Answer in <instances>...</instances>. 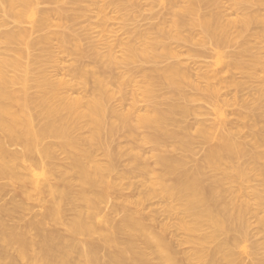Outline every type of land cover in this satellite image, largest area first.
<instances>
[{
	"label": "bare ground",
	"instance_id": "1",
	"mask_svg": "<svg viewBox=\"0 0 264 264\" xmlns=\"http://www.w3.org/2000/svg\"><path fill=\"white\" fill-rule=\"evenodd\" d=\"M40 1L55 0H0V9L3 8L15 20H20L25 11L33 13ZM120 1L114 0L112 3L116 7H123ZM230 2L236 14L239 10L245 12L240 19L226 20V15L219 11L201 15L200 0H174L168 8L169 14L166 13L170 17H162L163 21L151 25L148 30L128 31L130 35L126 29L124 33L129 35L126 39L107 44L108 53L101 55L96 51L95 57L98 62H103L104 69L109 70L112 69L111 66L124 69L138 58H149L151 63L178 58V53H175L177 51H173L170 46L172 41L188 42L192 30L198 28L202 39L211 40L217 49L244 37L243 34L248 32L251 39L245 37L247 41L243 43L252 45L241 48L233 55L236 58L245 55L253 58L251 50L257 43H264V0ZM77 11L78 14L85 12L83 8H78ZM59 16L64 18L63 14ZM47 22L48 19L44 16L37 21L35 27L42 29ZM237 24L241 25L240 29L232 31ZM25 32L17 30L6 33L2 41L9 45L18 42L26 37ZM67 39L66 35L57 36L63 50ZM49 42V38L45 36L35 45H40L47 53ZM157 45L161 46V53L153 54ZM116 47L122 52L121 58L114 55ZM48 53L46 56H49ZM80 67L77 72L81 74L79 78L82 77L84 85L88 77L94 80L90 97L84 103L80 97L70 98L67 92L76 84L70 85L68 80L51 81L41 72L38 77L30 79L28 67L23 68L21 64L19 51L15 52L13 58H0V264H179L173 248L165 242L163 235L160 236L158 231L143 224L139 209L135 211L138 216L126 213L117 223H113L112 213L100 215V209L103 204H107L110 195L119 196L120 186L118 187L113 172L117 171L115 164L120 161V156L127 154L113 151L106 140L120 131L131 132L142 128L152 130V134L140 140L152 145L151 156L157 169L147 165L138 167L140 156L135 154L129 158L131 169L120 175L121 179L130 173L132 176L142 177V187L149 188L165 201H174L182 207L183 217L189 218L191 222L186 226L187 229L201 231L204 226L207 227L208 231L197 239L181 240L184 244H197L200 248L213 244L205 264H240L235 258L234 248L248 236L246 231L251 227L250 218H255L257 229L261 230L258 233L264 237V90L253 93L250 99L241 102L235 117L243 123L236 122V118L229 123L225 120L216 122L219 126L212 125L213 123L206 125V120L198 119L204 116V111L192 110L188 104L203 98L211 102L214 100L215 103L222 101V94H226L222 93L225 89L222 84L226 80L222 82L220 91L221 81H218L221 78L214 72L195 74L196 79L205 81L204 86H201L200 82L193 79L194 74L182 67L181 61L160 68L155 66L152 71L156 75L145 79L147 86L143 90V94L153 98L152 104L144 114H136L140 110L133 108L136 110L133 115L131 110L119 113L107 108L106 102L112 97L107 81L98 75L97 69L96 73ZM202 67L200 70H205ZM74 73L76 74V70ZM229 83L235 86L236 79L232 78ZM149 86L157 89L150 90ZM32 87L37 89L34 95L29 93ZM161 89L165 92L157 94ZM192 90L204 92L206 96L199 97ZM123 100L126 99H122V102ZM176 115L184 121L186 117H194V126L193 122L191 126L195 128L192 130L195 135L207 142L214 140L203 154L202 161L191 169H182L189 160L166 154L165 139L178 138V143L171 146L172 151L189 150L194 139L190 124L188 128L184 127L187 120L180 126L186 128V132L181 135L170 133L168 127L179 126V121L182 120H178ZM37 118L39 122L35 123ZM86 127L89 128V133L82 135L81 131ZM244 128L251 139L249 143L242 142V138L238 137L240 130ZM47 139H53L55 143H46ZM15 147H20L21 150H16ZM58 149L64 154L63 162L58 161L56 156ZM98 149L103 154V162L96 159ZM33 158L36 161H29ZM29 162L36 163L39 174H34V165ZM20 170L27 172L23 174ZM31 174L35 180L31 178ZM151 176L150 181L146 180V177ZM54 177L58 178H55L58 182L56 184L53 183ZM252 181H255V185L251 184ZM29 188L35 191V195L36 192L39 195V201L45 209L43 219L57 225L68 208L67 211L72 212V218L66 224L70 236L91 237L99 234L108 248L107 260L102 263L98 259V246L93 240L82 242L84 247L78 249L57 232L44 229V220L31 224L28 222L22 230H18L14 222L15 214L19 210H25L18 195L22 199L26 198ZM243 188L250 190L243 192ZM30 195L32 194L28 192V196ZM144 198L145 194L136 199L135 205L139 207L143 204ZM120 209H123L122 205L116 204L114 210L118 212ZM19 220L20 218L18 222ZM96 221L110 226L113 224V227L111 230H99L95 226ZM118 235H124L126 240L120 243ZM140 238L151 248L149 250L152 254L156 255H153L154 259L157 257L156 262L151 257V251L147 249L146 253L136 246V241ZM262 241L261 244H254L257 252L253 256L264 249V240ZM75 253L78 254L76 259V255L73 258ZM253 264H264V256Z\"/></svg>",
	"mask_w": 264,
	"mask_h": 264
},
{
	"label": "rangeland",
	"instance_id": "2",
	"mask_svg": "<svg viewBox=\"0 0 264 264\" xmlns=\"http://www.w3.org/2000/svg\"><path fill=\"white\" fill-rule=\"evenodd\" d=\"M112 1L114 0H55L54 2L40 1L38 3L40 5L37 4L34 7L33 13L31 11H25L24 17H22L20 20H15L13 17H11V15L4 12L3 8L0 9V58L2 56L13 58L15 57V52L19 51L21 64L23 65V68L28 67L30 79L38 77L40 75L39 73L41 72L42 74L44 73L46 77H49L48 79L51 81L63 80L67 82L68 80L69 82L67 83L70 85L76 84L75 87L73 86L71 91L67 92L68 95L70 98L80 97L81 101H83L82 103H84L85 100L90 97V93L94 87V80L88 77L89 79H85L86 84L84 85V81L81 80L82 77L79 78L81 74L77 72V69L79 70V67L81 66L80 68L82 69L83 67L85 71H94L96 73L97 69L100 73H98V75L107 81L108 91L112 95V97L106 102V107L115 109L119 113H126L131 110L130 112H133V115H135V109L138 111L140 110L136 114L146 113V108L152 104L153 98H151V96L148 97L149 95L147 96L143 94V90L147 86L145 85V79L156 75L152 69L155 68V66L160 68L167 64L181 61L182 67L184 66L183 68L194 74L193 79L200 82L201 86H204L205 81L201 82L203 81L202 79H196L195 74H201L202 72L209 71V74L214 72L213 74H217L218 78H221L218 81H221V83H219L220 86L218 84L220 91H222V87L225 88L223 89L224 91H222V93L226 92V94H222L220 92L223 95V99L221 98L222 101L215 103L214 100L211 102V100H205L203 98V100H197L191 102V104H188V107H190L192 110L198 109V111H204V116L199 117L198 119L203 121L206 120V125H211L213 123L212 125L219 126V124L216 122L221 123L224 120L227 123L232 122L233 119L235 120L237 118L235 116L240 110L241 102L244 99H250L253 93L255 94L261 89L264 90V43H257L255 48L251 50V53L254 54L253 58H251L249 55L236 58L233 55L241 48H249L252 45L244 44L247 39H251V36L248 32L247 34L245 33V35L243 34L244 37L237 39L236 41L234 40V42L227 43L226 45H223L221 48L217 49L211 40L202 39L200 29L195 28L190 33L191 39L188 41L189 43H184L182 41L174 43V41H172V45L170 46L173 48V51H177L175 52L178 53V58L176 57L177 59L169 58L167 61L165 60L163 62L159 60L157 62H160V64H156L157 62L151 63L149 58H138L127 64L124 69H116L113 66H111L112 69L110 70L104 69L103 62H98L95 57L96 51L101 55H106L109 51L107 44H115L120 39H126V37L130 35L129 32L134 31V29L148 30V28H151V25L153 26V24H158L159 22L163 21L164 18L167 19V16L169 15L166 16V13L169 14L168 8L174 0H121L120 3L123 4V7L114 6V2L112 3ZM208 3L211 4L208 5ZM230 4V0H200L199 8L201 9L199 14L202 15L210 13L211 11H219L223 13V15H226L224 16V19L226 20L240 19L242 14L245 12L239 10L236 14L235 9L231 8ZM78 8H83L85 12L83 14H78ZM60 14H63L64 18L60 17ZM44 16L48 19L46 26L42 29H37L35 27L37 21ZM162 17L164 18L162 19ZM240 27L241 25L237 24L234 28H232V31L235 29H240ZM126 29L127 32L129 31L127 33L129 35L124 33ZM17 30L23 32L26 31V37L10 45L2 41L4 34ZM251 30L252 31L249 30L250 33L253 32V29ZM59 35H66L68 38L65 50L61 49L60 44L58 43L57 36ZM45 36L50 40L48 45L49 53L47 52L49 56H46L47 53L44 51L43 47L40 45H35V43L41 39V37ZM245 37L248 38L244 39ZM152 53H161V46H155ZM114 55L117 58H121L120 56L122 55V52L118 47H116L114 50ZM47 57H49V59ZM201 66H203L202 68L205 70H200ZM75 70L76 74L74 73ZM232 78L236 79L235 86L229 83ZM222 82L224 83L222 84ZM149 88L150 90L157 89L156 87L151 88V86H149ZM163 90L164 89L159 90L157 94L164 93L165 91ZM35 91H37V89L32 87L29 93L34 95V93H36ZM161 91L163 92L161 93ZM191 92L199 97L206 96V94L201 91L192 90ZM220 93L219 95H221ZM122 99L126 100H123L124 102H122ZM131 108L135 109L132 111ZM34 110H32V112L36 113L37 110L36 112ZM175 117L178 120L182 119L179 115H176ZM190 117V119L189 117L185 118V121L187 120L186 122L188 123H185L184 119H182L183 121H180L183 123L179 121V126L174 125L168 127L170 133L173 132L174 134L177 133L181 135L182 132H186L187 129L184 127L189 126V124V128H192L190 129L191 132L194 133L192 130L195 129L193 128L195 121L194 117ZM238 121L239 123L242 122L237 118L236 122ZM37 122H39V118L35 120V123ZM192 122L193 126H191ZM184 123L186 126L181 128L180 126ZM81 132L82 135H87L89 133V128L86 127ZM150 134H152L151 129L142 128L131 132L120 131L111 138H107L106 136L108 139L106 141L110 149L116 152L122 151L124 154L126 152L127 154H125L126 156H120V159H118V161L120 160L119 162L116 160L118 162L115 164L117 166H115L117 171L115 170L116 172H113L115 179H117L116 182L118 183V187L120 186L119 196L115 197L114 194L110 195L109 201L107 200V204L105 203L102 205L103 207L100 209V211L102 210L100 215H104L105 212L106 214L112 213L113 223H117L126 213H131L135 216H138L135 214V211L139 209L141 213L140 218L143 224L152 230L158 231L159 235L161 234L160 236L163 235L165 242H167L173 248L175 257L180 262L179 264H205L211 247L214 245L206 244L200 248L197 244H184L183 242L185 241L184 239L193 240L202 236V234L208 231L207 227L204 226L201 231H191L187 229L186 226L191 223L190 219L183 217L182 207L177 205L176 202H167L159 195H155L151 189L142 187V177L132 176L131 173L128 176L126 175V177L123 179H121L122 176L120 177V175H123L124 172H127L131 169L129 158L135 154L140 156L137 163L138 167L147 165L150 166V168L157 169V167L154 166V159L151 156L152 145L143 143L140 140L144 136ZM239 134L240 135L238 137L242 138L240 139L242 142H251V139L248 137V133L245 128L240 130ZM193 138L194 139L190 149L185 151H172L171 146L178 143V138H167L164 140L165 144L167 145H165L167 155L175 158L182 157L187 161L189 160L188 164L182 167L183 170L191 169L195 164L200 163L206 153V149H208L212 143H214V140H211L212 142L208 141V143L198 135H195V133L193 134ZM52 140L53 139H47L46 143ZM52 142L55 143L54 141ZM15 148L16 150H21L20 147ZM56 153V156L59 158L58 161L63 162L62 160L64 159V154H62L59 149L56 150ZM95 154L97 156L96 159L100 160V162L104 161L102 156L103 154L101 151H99V149ZM31 160L36 161L34 158L30 159L29 161ZM29 163L34 165L32 166L34 174H39L40 171L39 169H36L38 168V166L35 165L36 163ZM20 171L23 174L24 172H27L25 170ZM112 177L113 176L110 178L113 179ZM31 178H34V180L36 179L33 176ZM55 178L56 177H54V179ZM56 179L54 180L55 182H53L55 184L58 183L56 182ZM150 179H152V176L146 177V180L150 181ZM113 181L115 180L113 179ZM254 183L252 181L251 184L255 185ZM29 189L28 192L32 194L28 196L27 192V197H29V199L27 197L22 199L20 197L21 195H18L19 197L17 196L19 200H22V207H25V210H19L15 214L14 222L16 227L19 228H17L18 230H22L21 228H24L28 222L31 224L44 220V229L47 228L46 230L57 232L58 235L60 234V236H63V238L68 240V242L70 241L75 244L74 246H77L78 249H82L84 247L83 244L86 242V240H93L96 242L99 249V251L97 249V252H99L97 253L98 259H101L100 261H102V263L107 260L106 252H108V248H106L107 246L104 245L106 243L99 234L91 237L76 236L74 238L70 236L66 230V224L72 218V212L67 211L68 208H66V211H64V214L61 217L63 218L62 221L57 225H53L51 221L43 219L45 209L43 204H41L39 201V195L36 192V195H38L37 197L35 195V191L31 188ZM243 189V192H246V189L247 191L250 190L249 188ZM144 194L145 198L142 199L143 204L137 207L135 205L136 199L140 198ZM113 197L115 198L112 199ZM6 199L7 198H5V200ZM115 203L117 205H122L123 209L118 210V212L114 210L116 206ZM18 218H20L19 222ZM253 218L254 217L250 218L252 223L250 221L249 222L252 225L249 224L251 226L250 229H248L249 226L247 227L248 232L246 231V234L248 236H246L245 241H243V239L240 240V244L234 248L236 253L235 258L238 259L240 264L257 263L258 258L264 256V249L258 252L260 256L258 253L257 256L252 255L257 252L255 245L261 244L263 242L262 240H264L263 235L258 233V231L261 232V230L257 229V222L254 220L255 218ZM95 223V226L99 230H105L106 228H110L111 230V227H113V224L110 226V224H100L98 221ZM10 224H13V222ZM32 234L34 233L32 232ZM118 240L120 243H122L126 240V237L124 235H118ZM136 246L145 252L147 249H151L145 245L141 238L136 241ZM150 251L151 250H149V252ZM150 253L152 254V251ZM75 255L76 257L74 258ZM77 255L78 254L75 253L73 258H78ZM153 255L155 254H152L151 257L154 259L156 255Z\"/></svg>",
	"mask_w": 264,
	"mask_h": 264
}]
</instances>
